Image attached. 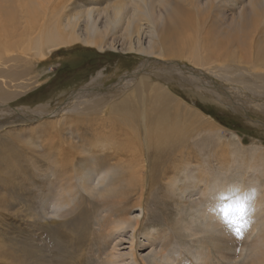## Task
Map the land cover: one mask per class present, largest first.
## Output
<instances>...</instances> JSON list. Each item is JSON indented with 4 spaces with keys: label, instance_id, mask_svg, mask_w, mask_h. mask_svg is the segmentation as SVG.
I'll list each match as a JSON object with an SVG mask.
<instances>
[{
    "label": "bare ground",
    "instance_id": "bare-ground-1",
    "mask_svg": "<svg viewBox=\"0 0 264 264\" xmlns=\"http://www.w3.org/2000/svg\"><path fill=\"white\" fill-rule=\"evenodd\" d=\"M215 1L207 0L210 11L204 12L195 0H0V104H10L0 106V187L5 192L0 206L22 205L28 235L45 248L52 242L53 254L50 259L37 253L42 246L33 252L27 244L7 255L0 251V264H82L99 202L120 217L118 228H131L129 252L117 253L115 264H126V257L137 264L134 251L144 248L141 215L134 222L123 216L129 205L144 214L145 201L161 185L164 199L184 198L200 185L204 197L215 191L213 211L204 199L199 203L204 207L194 206L206 235L255 217L249 213L245 221L238 208L247 182L228 179L225 172L226 159L242 162L245 150L224 148L218 124L172 89H197L222 104L237 97L246 111L264 114V0H252L248 15L228 30L219 27ZM79 2L89 5L79 8ZM102 3L103 8L96 6ZM102 13L104 29L98 25ZM78 42L101 52L121 43L127 53L142 55L145 64L137 77L110 89L98 84L103 77L98 73L88 83L90 93L73 92L49 119L43 118L49 104L13 111L11 103L20 94L15 82L30 75L39 59ZM184 59L197 69H181ZM232 172L241 174L238 167ZM185 201L175 204L190 207ZM232 236L237 239L239 233ZM211 242L204 245L210 254L200 252L202 264H211V247L220 256L221 239ZM255 249V263L264 264V244ZM152 253L153 264L173 261V256Z\"/></svg>",
    "mask_w": 264,
    "mask_h": 264
},
{
    "label": "rangeland",
    "instance_id": "rangeland-1",
    "mask_svg": "<svg viewBox=\"0 0 264 264\" xmlns=\"http://www.w3.org/2000/svg\"><path fill=\"white\" fill-rule=\"evenodd\" d=\"M195 1L199 2L197 5L204 12L206 10V12L210 11L208 8L210 4H206L207 0ZM251 2L252 0L215 1L214 4H217L215 11H219L221 14V19L217 20L219 27L225 30L230 29L229 27H236L238 25L237 21L242 20L244 14L248 15ZM75 3L76 1H74ZM104 4L94 5L103 8ZM84 5L89 4L83 2L76 4L79 8H84ZM171 5L173 7L174 4ZM98 16V25L104 29L105 14H98ZM235 23L236 25H234ZM147 27L144 23L143 31H147ZM80 28L83 29V24H80ZM146 36L144 35V41ZM141 56L122 50L121 43L116 44V49L109 47L102 52L96 47H87L82 42L72 46L60 47L49 54V57L45 60L39 59V63L30 68L32 72L30 75L27 74L24 78L15 82L19 86L18 91L20 94L11 103L12 110L17 112L18 109H25V107L34 108L41 104H49L51 111L43 117L49 119L50 112L61 110V107H64L62 103L66 102L73 92L84 88L85 92L88 90L90 93L91 86L88 83L93 77L98 76V73L103 74L98 84L108 89L122 84L125 78L129 80L132 75L137 77L138 69L145 64L144 57ZM179 63L184 66L181 69H186L185 67L187 69H197L193 63L186 59L181 60ZM187 69L186 71H188ZM186 73L188 74V72ZM26 83L29 85L25 88ZM220 83L222 82L220 81ZM173 87V91L178 96L200 109L218 124V129H220L218 133L224 140V148L229 151L239 148L245 150V157L242 162L233 165L231 157L226 159L229 166L225 168V172L229 171L226 174L228 179H237L240 183L247 182L244 191L241 193V195H245V198L239 203L238 208L246 217L245 221L249 213H254L255 217L239 227L238 224L241 219L237 222L226 223L222 226V233H218L220 229L216 228L215 231L217 232L212 233L214 231H211L206 235L203 229L200 228L201 218L197 211L198 207L194 206L204 207L199 204L204 199V201H207V203H203L207 204L208 211H213L216 202L215 191L211 192L210 196L204 197L202 195L204 188L200 189L203 187V185H200L198 189L189 190L184 198L164 199L161 195L162 189L160 188L163 187L161 185L162 187L160 186V188L153 191V196L146 195L149 198L148 202L145 201L144 204L146 206L144 214L140 209L134 208V205H129L127 209L130 210L123 216L134 222L133 217L141 215L140 222L143 228L139 235V242L144 245V248L134 251V260L137 264H153L154 256L152 252H156L157 255L163 257L165 255L173 256L171 264H202L199 261L200 252L203 250L210 254L209 248L204 250V245L212 243L211 241L214 238H220L221 242L219 243L222 246L220 256L216 249L211 247L210 252L213 257L211 264H256V260H254L256 259L254 254H257L255 245L264 244V114L259 113L260 116L258 112L246 111L243 108V102L237 97H230L232 102L228 100L222 104L213 102L212 99H209L211 97L207 95H201L199 91H196L197 89ZM3 105L10 104L6 102ZM3 105L0 104V106ZM61 114L64 115L65 113L62 112ZM35 118L33 120L41 121L40 117ZM22 129L29 130L27 128ZM252 154L253 156H251ZM234 167L240 169L241 174L238 177L233 176L232 170ZM236 173L238 174L239 171L237 170ZM248 177H250V184ZM227 184L226 182L224 186ZM4 193L3 187H0V202ZM175 201H185L184 204L189 203L191 206L186 205L187 207H184L181 203L175 204ZM257 202L263 206H259ZM228 203L226 201L225 204ZM103 205L104 203L99 202L98 207H101V209H93V217L89 227L93 231L88 233L90 239L85 246L82 264H115L118 262L115 259L117 253L126 254L129 252L131 228L125 230L118 228L120 217L112 215L111 210L103 207ZM191 207L196 209L190 211ZM118 208L120 209V207ZM114 209L112 208L113 211ZM144 216H146L145 220ZM28 219L22 205L21 207L10 205L6 210L0 206V246L2 248L0 251L6 252L7 255L12 249H26L27 244L33 252H37L41 248L42 241H33L28 235ZM233 233H239L237 239L233 238ZM136 240L138 241V239ZM137 241H135V248ZM48 242L49 248L42 246L43 252L37 253H43L44 256L47 254L51 259L53 256L50 250L52 242ZM53 261L49 264H61V262ZM125 262L126 264H132L127 257L124 259ZM164 264L170 263L165 262Z\"/></svg>",
    "mask_w": 264,
    "mask_h": 264
},
{
    "label": "snow or ice",
    "instance_id": "snow-or-ice-1",
    "mask_svg": "<svg viewBox=\"0 0 264 264\" xmlns=\"http://www.w3.org/2000/svg\"><path fill=\"white\" fill-rule=\"evenodd\" d=\"M226 198V197H225Z\"/></svg>",
    "mask_w": 264,
    "mask_h": 264
}]
</instances>
